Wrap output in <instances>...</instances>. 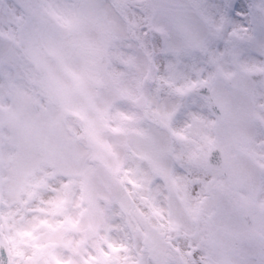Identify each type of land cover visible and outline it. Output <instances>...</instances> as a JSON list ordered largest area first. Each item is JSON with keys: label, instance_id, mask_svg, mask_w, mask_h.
Listing matches in <instances>:
<instances>
[{"label": "snow or ice", "instance_id": "6c2138e0", "mask_svg": "<svg viewBox=\"0 0 264 264\" xmlns=\"http://www.w3.org/2000/svg\"><path fill=\"white\" fill-rule=\"evenodd\" d=\"M11 78L0 264H264V0H0Z\"/></svg>", "mask_w": 264, "mask_h": 264}, {"label": "rangeland", "instance_id": "374dc122", "mask_svg": "<svg viewBox=\"0 0 264 264\" xmlns=\"http://www.w3.org/2000/svg\"><path fill=\"white\" fill-rule=\"evenodd\" d=\"M24 81L27 84L35 83L34 75L26 72ZM27 84L11 78L6 85H0V110L4 111L8 120H12L15 114L19 120L21 117L23 122H26L23 130L18 123L16 133L13 123L11 125L8 121L5 126L0 125V165H7L12 170L37 158L33 144L29 145L27 141H23V136L27 134L31 140V135L42 127L41 113L45 105L39 103ZM30 148L32 154L28 156L26 153Z\"/></svg>", "mask_w": 264, "mask_h": 264}]
</instances>
